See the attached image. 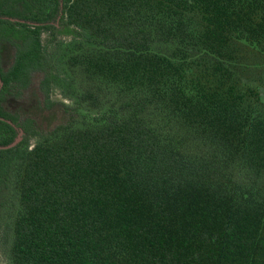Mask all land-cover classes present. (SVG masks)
<instances>
[{
	"label": "trees",
	"instance_id": "1",
	"mask_svg": "<svg viewBox=\"0 0 264 264\" xmlns=\"http://www.w3.org/2000/svg\"><path fill=\"white\" fill-rule=\"evenodd\" d=\"M64 80L95 115L42 132ZM20 134L6 264H264V0H0V147Z\"/></svg>",
	"mask_w": 264,
	"mask_h": 264
},
{
	"label": "rangeland",
	"instance_id": "2",
	"mask_svg": "<svg viewBox=\"0 0 264 264\" xmlns=\"http://www.w3.org/2000/svg\"><path fill=\"white\" fill-rule=\"evenodd\" d=\"M17 36L20 40H23L25 37L24 33H19ZM82 38L79 35L78 31L72 27L59 24L53 35L45 34L43 36V43L47 51L53 54V70L54 77L57 79H65L67 76L66 66H65V55L68 52V46L73 44L76 41H81ZM67 83L62 81V84L55 88L52 93V99L56 102H64L67 106H70L73 109H67L66 107L56 106L50 110L45 109L36 105L32 112L36 117L38 122V128L42 132H49L55 126L70 121L73 117L82 118L83 116L95 115V112H88L86 110L77 109L76 103L73 100L65 99L64 92L68 90ZM34 101V100H33ZM35 102V101H34ZM71 111H74L75 114H72ZM37 141L36 138L32 140V144H35ZM7 196L5 191H0V201ZM0 264H6L5 255L0 250Z\"/></svg>",
	"mask_w": 264,
	"mask_h": 264
},
{
	"label": "water",
	"instance_id": "3",
	"mask_svg": "<svg viewBox=\"0 0 264 264\" xmlns=\"http://www.w3.org/2000/svg\"><path fill=\"white\" fill-rule=\"evenodd\" d=\"M22 135H23V134H20V136L18 137V139H17L13 144H11V145H9V146H6V147H0V150H1V149H11V148L16 147V146L21 142V140H22Z\"/></svg>",
	"mask_w": 264,
	"mask_h": 264
}]
</instances>
